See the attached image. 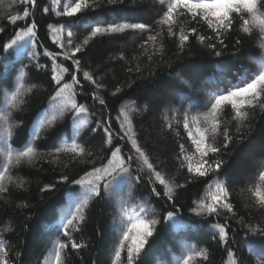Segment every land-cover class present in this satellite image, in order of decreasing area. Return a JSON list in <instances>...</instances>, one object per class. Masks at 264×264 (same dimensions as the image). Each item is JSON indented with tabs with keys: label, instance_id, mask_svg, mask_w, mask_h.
I'll return each instance as SVG.
<instances>
[{
	"label": "snow or ice",
	"instance_id": "snow-or-ice-1",
	"mask_svg": "<svg viewBox=\"0 0 264 264\" xmlns=\"http://www.w3.org/2000/svg\"><path fill=\"white\" fill-rule=\"evenodd\" d=\"M105 3L108 6L122 5L124 0H105ZM153 4L154 18L151 22L131 23L122 16L88 19L95 17L96 10L103 6L101 0H49L41 9L42 13L46 17L54 14L64 21L46 25V38H50L59 49L53 52L44 47L38 36L40 25L32 11L39 7L38 0H0V7H3L0 19H6L13 27L11 37L0 44L3 53L0 59H7L14 50L17 55L28 60L27 64L23 60L19 61L21 67L15 69L18 74L12 86L0 89V194L8 193L12 185L17 189L25 187L26 181L13 175L14 169L24 165L33 166L43 159L55 166L61 163L63 156L71 157L63 165L66 170L70 165H82L74 168L72 175L62 173L56 182L45 183L40 188L41 193L55 190L57 184H71L79 189L66 193L65 203L59 209L57 231L63 242H54L55 264H63L62 257L69 247L72 251H79L86 246L76 242L74 234L81 231V225L86 221L87 212L95 200H103L108 204L115 202L116 205L112 229L117 233L118 243L114 247L112 264H139L141 254L153 238L160 219L174 228L183 227L184 205L178 204L179 193L198 183L204 184V191L191 201L188 211L197 217L213 220L205 226L211 230L217 243L223 246L228 264H240L236 252L229 246L230 220L236 218L238 213L231 202L229 174L225 171L229 161L224 156L234 154L228 152L233 143L239 145L250 139L254 127L249 122L255 118L256 110L264 114V0H153ZM85 20L84 28L90 31L77 43L73 29ZM21 23L22 26H17ZM234 29L239 38L233 44V56L243 55L240 52L241 34L252 35L255 30H259L261 52L255 58L249 56V59H254L255 68L242 64L243 72L237 71L235 74L238 78L225 83L221 76L198 75L197 69L191 64L182 66L174 79L180 85L198 91L203 98L202 103L190 94L185 93L183 96L194 100L193 106L201 110L193 113L192 106L175 107L172 103L175 96L171 91L168 100L155 105V110L162 112L163 127L171 131L182 125L190 142L188 146L180 143L174 156L177 170L181 173L186 170L183 182H177V178L170 177L164 170L166 160L154 162L147 141L142 143L138 137L134 121L140 109L136 101L125 100L115 109L114 118L109 112L107 117L98 120H93L94 114L86 103H80L81 98L88 99L84 93L90 90L92 102L108 109L106 98L119 99L124 88H131L135 83V80H130L127 85H117L107 94V86L100 82L103 77L97 75L91 65L82 67L86 49L98 38L126 35L129 30L139 33L137 38L141 42L137 47L140 51L131 57L137 63L132 66L129 61L130 66L126 71L130 75L135 73L140 76L143 68L139 61L142 59L149 66L157 58L160 64L165 63L168 41L175 44L177 51L174 55L177 56L185 52L194 38L214 57L223 58L228 47L224 37ZM5 32L6 28L0 27V34ZM40 48H43V52L39 51ZM42 58L50 60V68L40 63ZM109 59L123 61L127 57L124 52H120ZM215 66L217 72L227 71L220 61H216ZM33 69L43 73L52 91L44 111L39 113L28 129V138L17 147L14 146L18 143L14 130L22 122L14 121L13 114L22 110L28 102L27 98L39 87L27 82ZM148 74L154 75L155 69L152 68ZM168 75L171 76V72ZM6 79V76H0V80ZM222 83L223 87L218 86ZM209 84L216 86L206 90ZM102 91L106 96L100 94ZM149 110H153V106L145 105L143 111ZM226 114L230 117L227 121L224 119ZM69 115L71 134L66 125L62 126L58 129V139L51 150L41 152V131L55 128ZM113 122L118 125V129L113 128ZM93 123L96 127H91ZM245 129L247 135L244 134ZM176 135L180 136V132L177 131ZM85 136L93 139L99 137V146L95 150L86 147L89 141ZM221 176L224 178L221 179ZM142 182L146 183L149 191L138 199L137 193ZM246 191L250 193L252 205L264 210V159L259 161L258 180L249 185ZM153 200H163L165 203L162 208L170 210L158 212L152 204ZM17 207L26 208L27 205L21 203ZM224 213L227 215L221 222L220 217ZM235 222L247 229L246 237L249 233L264 234V227L245 224L243 216ZM10 230L8 227L3 229L4 232ZM253 243L259 249L257 254L260 259L264 260V240ZM182 248L186 254L178 257L176 264H207L209 252L206 249L198 250L197 246L187 244H183ZM0 264H16L2 233Z\"/></svg>",
	"mask_w": 264,
	"mask_h": 264
},
{
	"label": "trees",
	"instance_id": "trees-1",
	"mask_svg": "<svg viewBox=\"0 0 264 264\" xmlns=\"http://www.w3.org/2000/svg\"><path fill=\"white\" fill-rule=\"evenodd\" d=\"M7 2V0H6ZM39 7L33 9L34 18L39 22L40 28L38 36L40 42L50 51H59L58 47L54 45L50 38L47 37L48 23H63L60 18L55 17L54 14L47 16L43 14L41 9L49 3V0H38ZM103 5L96 10L95 17H88V19H95L96 17H103L111 19L112 17H126L128 22H151L154 18V4L153 0H124V3L108 6L105 0H101ZM19 8V6H18ZM18 9H13L16 11ZM3 12V7H0V13ZM30 22V21H29ZM87 20L78 24L73 31L76 33L75 42H79L90 29L85 30L84 23ZM17 26H22L18 24ZM0 27H5L6 32L0 34V44L5 42L13 34V27L8 24L6 19H0ZM237 27L239 24L237 23ZM206 32V29H205ZM207 34V33H206ZM243 36L242 46L240 52L243 55L233 56V44L239 38L235 29L231 34H226L224 39L228 45L224 52L223 58H216L207 48L199 45L195 39H192L191 45L185 50L182 55H174L177 49L175 44L168 41L166 44L167 51L165 53V63L160 64L158 58L151 66L147 64L146 60L139 61L143 72L140 76L135 73L129 74L126 69L131 65L134 66L137 61L131 60L134 54L139 53L137 45L141 42L137 37L139 33L128 31L127 34H118L112 38H98L90 44L86 49L87 55L82 59V67L91 68L97 75L103 77L102 83L107 86V94L117 85H127L130 80H135L131 88L125 87L124 93L120 95L119 99L108 100V109L102 108L98 103H93L91 100L90 90L84 94L88 99H80V103H86L92 112L93 120L103 119L107 117L109 112L114 118L116 115L115 109L125 100H134L140 109L139 114L135 117V126L138 137L141 142L147 141L149 145V152L156 160H166L167 164L164 170L167 171L170 177L177 178V182H183L186 178L185 173L177 170L174 156L178 152L179 144L185 143L186 146L190 144L187 141V134L183 131L182 125L178 129L168 130L163 127L162 112L155 110V105L159 101H166L169 99V92L171 91L175 96L172 101L175 107L187 108L192 106V112L195 113L201 109L193 106L194 100L185 99L183 94H190L194 99H200L203 102L202 96L196 89H188L186 86L180 85L175 79L176 72L185 65L191 64L197 69L198 75H214L223 77L226 83L229 79L233 82L238 77L235 76L237 71L243 72L245 65L250 68H255L254 59H249L252 55L254 58L261 52L260 43L258 39L259 30H255L252 35L241 34ZM147 33L144 34L146 38ZM129 38L132 41L126 44V47L110 46L109 42H126ZM39 51L43 52V48ZM124 52L127 60L117 61L109 59L110 56ZM0 55H3L0 50ZM79 57V54H78ZM23 60L24 64L28 63L26 57H21L16 54L14 50L10 52L7 59H0V76H6V80H0V89L10 88L13 84L14 78L17 76V71L21 67L19 61ZM220 61L222 66L227 69L226 72L221 73L216 71L215 62ZM61 62V61H58ZM170 62V63H169ZM41 64L51 66L48 58H42ZM15 66V67H13ZM67 66V65H65ZM154 68L155 74L149 76V71ZM39 72V75L37 73ZM171 72V76L168 73ZM50 72L48 79H50ZM30 84H37L39 87L28 98V102L22 110L16 111L13 114L14 121L22 122L21 126L14 130L15 139L19 143L28 138V129L31 128L32 123L37 120L39 113L44 111V106L47 105V98L51 95V89L43 77L40 70L33 69L29 73L27 81ZM216 85L209 84L206 90ZM223 87L224 84L218 85ZM167 89V91H165ZM105 95V92H101ZM155 104H153V103ZM151 104L153 110L144 112L145 105ZM103 114V116L101 115ZM224 119H230L229 115H225ZM71 117L66 116L61 120L55 128L51 130L41 131L40 151L48 152L58 139V129L62 126H67L69 135L71 134ZM249 123L254 127V132L251 134L249 140L237 145H233L228 149V152L233 155H225L224 159L229 163L225 171L229 174V188L231 191V202L234 204L238 213L236 218L230 220L231 230L229 232L230 244L229 246L236 252L240 259V264H264L257 254L259 249L253 241L264 240V234H251L245 236L246 228H241L235 221L240 216L245 218V224L256 225L259 224L264 227V210L258 209L252 205L250 193L246 191L247 187L254 184L258 180L259 161L264 159V114H261L259 109L256 110L255 118ZM91 127H96L95 123ZM113 128L118 129V125L113 122ZM102 132V129L100 130ZM180 132V136L176 132ZM245 135L248 134L245 129ZM83 135V133H82ZM89 141L86 147L95 150L99 146V137L93 139L91 136H85ZM83 142V141H81ZM127 151V149H125ZM191 151V148H189ZM71 160L70 156H63L59 165H49L47 160H40L36 165H24L13 170L14 176H20L26 183L23 189H17L14 185L9 187V192L0 194V233L3 234L7 241L8 250L12 258L16 260V264H55V254L53 250L54 242L61 241L63 238L57 231V224L59 221L60 207L65 203L66 193L69 191H78V186L71 184H57L53 191L41 193L40 188L45 183L56 182L60 174L67 172L72 175L74 168L82 167V165H70L69 169L63 167L64 163ZM244 161L245 164H241ZM257 161V162H256ZM242 162V163H244ZM256 163V167L252 170L248 178L236 179V174L242 169H249L250 164ZM240 163V165H239ZM81 175L83 173H80ZM135 174V173H134ZM78 178V177H74ZM224 177L221 176V179ZM207 180H205V183ZM139 192L137 198L141 194L147 195L149 187L146 183L139 185ZM125 191L127 189L125 188ZM204 191V184L198 183L190 185L185 191H181L178 196V204L184 205L182 214L183 227L174 228L171 224L166 225L160 219L157 225L156 232L153 238L150 239L149 245H146L139 259V264H176L178 257L186 254L182 248L183 244L197 246L198 250L204 248L209 252V260L207 264H228L226 253L223 251V246L219 245L216 239L213 238L212 232L205 225L213 222L212 219H205L204 217H197L190 213L188 209L191 207V201ZM26 204V208L17 207L18 204ZM164 201H152L154 207L158 212L170 210L162 208ZM246 205L248 207H246ZM115 202L108 204L103 200H95L87 212V219L81 225V231L74 234V239L78 243L86 245L79 251H66L63 259V264H112L114 257V247L118 243L117 233L112 229L113 220L116 219ZM226 213L220 217L223 222ZM159 219V217H158ZM199 225V227H197ZM10 228L8 232H4V228ZM200 264V262H197Z\"/></svg>",
	"mask_w": 264,
	"mask_h": 264
},
{
	"label": "rangeland",
	"instance_id": "rangeland-1",
	"mask_svg": "<svg viewBox=\"0 0 264 264\" xmlns=\"http://www.w3.org/2000/svg\"><path fill=\"white\" fill-rule=\"evenodd\" d=\"M132 41V38H129L128 39V41H126V42H115V43H113V42H109V45L110 46H115V47H122V46H124V47H126L125 45L128 43H130ZM165 91H167V89L165 90ZM153 103V102H152ZM149 104V103H148ZM154 104V103H153ZM155 105V104H154ZM242 162H244V161H241V164H245V162L244 163H242ZM257 162V161H256ZM239 165H240V163H239ZM256 163H252V165L250 164V168L249 169H242L240 172H238L237 174H236V179H238V178H242V177H244V178H248L249 176H250V174H251V172H252V170L254 169V167H256ZM18 176V175H17ZM18 177H20V176H18Z\"/></svg>",
	"mask_w": 264,
	"mask_h": 264
}]
</instances>
